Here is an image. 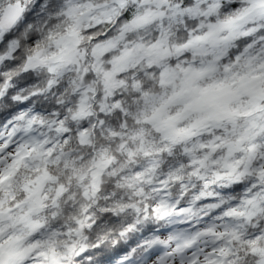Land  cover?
Masks as SVG:
<instances>
[{
  "label": "clouds",
  "instance_id": "1",
  "mask_svg": "<svg viewBox=\"0 0 264 264\" xmlns=\"http://www.w3.org/2000/svg\"><path fill=\"white\" fill-rule=\"evenodd\" d=\"M0 264H264V0H0Z\"/></svg>",
  "mask_w": 264,
  "mask_h": 264
}]
</instances>
